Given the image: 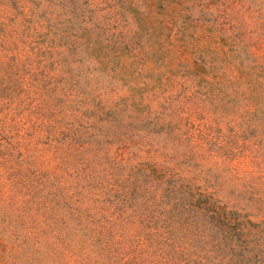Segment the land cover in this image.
<instances>
[{
  "label": "rangeland",
  "instance_id": "1",
  "mask_svg": "<svg viewBox=\"0 0 264 264\" xmlns=\"http://www.w3.org/2000/svg\"><path fill=\"white\" fill-rule=\"evenodd\" d=\"M0 264H264V0H0Z\"/></svg>",
  "mask_w": 264,
  "mask_h": 264
}]
</instances>
